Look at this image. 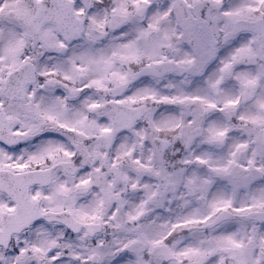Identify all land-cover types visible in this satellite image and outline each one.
<instances>
[{
  "label": "flooded vegetation",
  "instance_id": "af4514ba",
  "mask_svg": "<svg viewBox=\"0 0 264 264\" xmlns=\"http://www.w3.org/2000/svg\"><path fill=\"white\" fill-rule=\"evenodd\" d=\"M19 1L20 9L16 14H7L8 20L23 33L18 37L19 52L15 64L7 62L8 65L0 73V231L3 230L2 220L8 223L12 218L10 216L17 214L18 199L23 200L25 208L22 211L23 224L40 213L72 214V195L76 189L87 188L83 193L86 195L95 181L100 187L104 186V168L108 158L119 138L128 132L144 128V135L150 139L154 149L169 160L168 156L175 150L170 139L174 130H169L166 122L161 123L157 135L153 134V121L149 114L154 105L164 110L167 94L162 89L168 84L169 76L181 78L188 74L181 52L172 49L169 44L171 41L180 42L182 22L202 23L205 27L199 31L200 37L212 42L217 50L232 40L246 36L256 43L260 59L264 62V0H253L251 4L246 3L234 10L232 3L230 7L222 5V14L230 20L229 26L222 31L214 27V16L208 24L203 22L209 10L203 0H196L195 3L188 0H49L51 5L59 3L57 9L53 6L49 9L34 7L44 0H33V5H28L27 0ZM170 3L181 14L177 22L169 21V12L174 10L169 7ZM238 21H241V27H236ZM170 23L174 31H170ZM243 27L245 29L226 39L235 29ZM90 46L97 51H91ZM169 63L176 67H172L175 68L172 72H165V69L171 68ZM148 68H153L160 75H143L130 83L134 75ZM208 68L205 66V71ZM200 74L199 79L202 80L201 71L195 76ZM248 86L252 90L246 94ZM248 86L237 94L239 99H235L234 103H245L255 96V86ZM134 91H139V96ZM206 95L216 104L215 93ZM197 98L200 99V96L197 95ZM123 107L132 112L123 110ZM215 111V107L206 106L199 112L197 124L189 131L183 149H188L203 136L204 131L216 132ZM192 134L195 137L190 140ZM263 135L264 126L260 132L264 145ZM223 143V140L214 138L208 140L206 155L221 153ZM178 148L181 149V146ZM222 149L224 152L226 148ZM179 158L176 153L170 159L171 165L166 162V170L167 166H171L172 173L179 175L176 162ZM246 158H249V153L243 148L237 153V160ZM100 161L103 168L99 165L88 183L73 189L75 173L80 169L92 170L90 163ZM118 161V157L114 158L111 165L118 164ZM109 169L116 171L117 168ZM246 171L242 178V199L250 187L258 186V181L264 182V171L251 168ZM213 189L214 186L210 195ZM176 190L177 178L168 177L162 195L166 197ZM187 192L190 196L194 195L191 189ZM243 200L249 201V204L234 211L230 205L221 206L222 201L218 199L216 203L219 207L214 208L212 220L198 229L214 230L232 221L264 225L256 216L264 211V203L255 204V199ZM231 214H239L246 219L229 220ZM39 224L61 227L68 232L60 223L39 219L21 234ZM96 224L100 225L99 234L104 227ZM212 224L215 225L204 229V226ZM125 225L131 230L136 227L133 222H126ZM192 228L195 226L188 222L184 229L189 231ZM83 232L89 238L97 234L89 236L86 230ZM15 237H12V242ZM157 245L165 247L164 252L167 254L168 251L174 257L166 259L162 250L153 251ZM263 248H256L261 255H264ZM121 252L139 259H132L133 264L183 263L171 252L166 241L147 248L140 240H135ZM215 252L227 255L228 250L221 247ZM211 256L209 254L208 257ZM233 257V254L230 255V258ZM202 261L204 258H201V263H204Z\"/></svg>",
  "mask_w": 264,
  "mask_h": 264
},
{
  "label": "rangeland",
  "instance_id": "374dc122",
  "mask_svg": "<svg viewBox=\"0 0 264 264\" xmlns=\"http://www.w3.org/2000/svg\"><path fill=\"white\" fill-rule=\"evenodd\" d=\"M252 1L203 0L209 8L203 22L208 24L214 16L216 30H225L230 20L222 14V5L230 7L232 3L234 10ZM19 3V0H0V73L7 62H14L19 52L18 37L23 33L7 17L9 12L20 9ZM169 7L174 9L169 12V21L180 20L181 14L172 3ZM181 26L180 42L169 44L181 52L188 74L181 78L169 76L168 84L162 89L167 94L164 110L154 105L149 114L153 134L157 135L161 123L166 122L168 129L174 130L170 139L175 150L171 151L169 160L154 149L144 135V128L122 135L104 168V186L95 181L86 195H72L73 217L83 223H100L103 231L89 238L84 232L71 235L61 227L39 224L15 237L7 251L0 248V264H92L93 255L100 258L98 264H133V260L139 259L121 250L135 240L147 248L166 241L182 264H264V255L256 249L264 247V225L232 221L214 230L198 229L212 220L214 208L219 207L218 199L221 206L230 205L234 211L249 204L243 199L264 203V182L258 181V186L250 187L243 199L241 188L248 168L264 171V145L260 139L264 126V62L256 43L246 36L217 50L212 42L200 37L199 31L205 27L202 23L182 22ZM90 50L97 51L91 46ZM205 66H209L207 71ZM200 71L202 80L201 74L195 76ZM248 85L255 86V96L245 103H234L239 99L237 94ZM134 92L139 96V91ZM210 92L215 93L216 104L208 100L206 94ZM206 106L216 108V132L204 131L202 137L183 149L189 131L197 124L199 112ZM212 138L224 141L221 153L215 156L206 155V142ZM243 148L248 150L249 158L238 161L237 153ZM176 153L180 157L176 160L179 175L172 173L171 166L167 170L164 166L166 162L171 165L170 159ZM116 157L118 164L111 165ZM101 164V161L91 162L92 170H78L73 177V189L88 183L97 167L103 168ZM115 166L116 171L109 169ZM168 177L177 178V190L164 197L162 188ZM187 189L194 195L190 196ZM126 222H133L136 227L131 230ZM188 222L195 228L185 230ZM221 247L227 248V255L215 252ZM209 254L212 256L208 257ZM232 254L234 257L230 258Z\"/></svg>",
  "mask_w": 264,
  "mask_h": 264
},
{
  "label": "water",
  "instance_id": "95a60500",
  "mask_svg": "<svg viewBox=\"0 0 264 264\" xmlns=\"http://www.w3.org/2000/svg\"><path fill=\"white\" fill-rule=\"evenodd\" d=\"M28 5L32 4V0H27ZM44 6H48L49 5V0H46V2L43 3ZM58 8V6L56 7ZM241 22L236 23V27H241ZM245 29L243 28H239V29H235L231 34H229L226 39H228L229 36L241 31ZM172 65V64H170ZM166 71H172L171 68H168V70ZM163 73V72H162ZM141 75V74H139ZM157 75H160V73H157ZM138 76V75H137ZM248 92H251V89L249 88L247 90ZM195 137L194 134L191 135L190 140H192ZM264 137V135H263ZM1 189V187H0ZM87 188L82 189V190H77V193H84L86 192ZM23 202V201H22ZM21 202L20 199H18L17 203H18V215H14L9 221L8 223L3 222V231L0 232V246H2L4 249L8 248V245L10 243V239L12 237L13 234H19L20 232H22L23 230L27 229L29 227V225L34 221L35 218H31L29 220V222L27 224H23V222H21L22 217H23V212L25 211L24 205ZM256 216H258L260 219V221H264V213H258ZM42 218L46 219L48 222H55L58 221L60 223H62L69 231H71L72 233H78L81 231L82 228H85L87 233L90 236H93L94 233L99 232L100 231V226L99 225H84L78 221H76L71 215L66 214L65 215H53V214H45L41 216ZM230 219H245L246 217H242V216H228ZM220 218H218L216 220V222L219 221ZM213 225V224H212ZM165 247L163 246H155L153 248V251L156 250H162V255L165 256L166 259H171L172 256L168 253L166 254V251L164 252ZM128 250L131 251V247H128ZM166 250V248H165ZM98 261V258L95 256L92 258V262L96 263Z\"/></svg>",
  "mask_w": 264,
  "mask_h": 264
}]
</instances>
